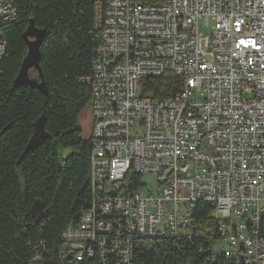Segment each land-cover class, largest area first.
<instances>
[{
	"label": "built area",
	"instance_id": "built-area-1",
	"mask_svg": "<svg viewBox=\"0 0 264 264\" xmlns=\"http://www.w3.org/2000/svg\"><path fill=\"white\" fill-rule=\"evenodd\" d=\"M16 19L0 0V74ZM94 26L91 197L61 258L132 264L139 239L191 238L201 203L223 221L212 259L264 264V0H97ZM166 73L174 95L143 98Z\"/></svg>",
	"mask_w": 264,
	"mask_h": 264
},
{
	"label": "trees",
	"instance_id": "trees-1",
	"mask_svg": "<svg viewBox=\"0 0 264 264\" xmlns=\"http://www.w3.org/2000/svg\"><path fill=\"white\" fill-rule=\"evenodd\" d=\"M17 19L3 27L6 52L0 74V264H97L61 258L68 254L62 232L78 221L91 197V133L83 138L80 115L90 108L95 50L101 33L94 26L97 0H13ZM161 4L166 0H136ZM33 20L45 31L40 79L13 87L26 54L23 32ZM36 84V85H35ZM143 98L168 99L177 81L166 73L139 81ZM191 238H154L135 243L132 264H243L213 258L221 239L213 209L198 203ZM259 235L264 237V217Z\"/></svg>",
	"mask_w": 264,
	"mask_h": 264
},
{
	"label": "water",
	"instance_id": "water-1",
	"mask_svg": "<svg viewBox=\"0 0 264 264\" xmlns=\"http://www.w3.org/2000/svg\"><path fill=\"white\" fill-rule=\"evenodd\" d=\"M45 36V31L37 29L34 26L33 20L29 21L26 30L23 32V40L27 45L26 54L20 64L19 70L13 80V87L18 88L22 85L32 84L29 79V71L34 70L37 72L40 79L39 84H35L39 89L45 91V84L43 74L40 67L41 58V44ZM68 258H72L71 255Z\"/></svg>",
	"mask_w": 264,
	"mask_h": 264
},
{
	"label": "rangeland",
	"instance_id": "rangeland-1",
	"mask_svg": "<svg viewBox=\"0 0 264 264\" xmlns=\"http://www.w3.org/2000/svg\"><path fill=\"white\" fill-rule=\"evenodd\" d=\"M78 126L81 129L82 137L86 139L89 138L92 127L90 108H86L85 111H83V113L80 115ZM143 181L151 185L153 184L154 179L153 176L148 175L143 178Z\"/></svg>",
	"mask_w": 264,
	"mask_h": 264
}]
</instances>
